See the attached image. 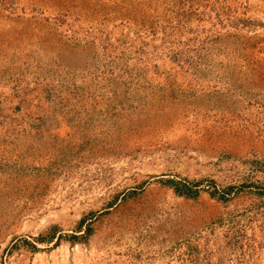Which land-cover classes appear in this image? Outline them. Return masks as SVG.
Listing matches in <instances>:
<instances>
[{
	"label": "rangeland",
	"instance_id": "374dc122",
	"mask_svg": "<svg viewBox=\"0 0 264 264\" xmlns=\"http://www.w3.org/2000/svg\"><path fill=\"white\" fill-rule=\"evenodd\" d=\"M0 264H264V0H0Z\"/></svg>",
	"mask_w": 264,
	"mask_h": 264
}]
</instances>
